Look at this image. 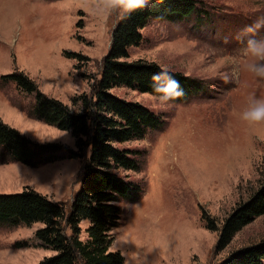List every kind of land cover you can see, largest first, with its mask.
<instances>
[{
	"label": "rangeland",
	"instance_id": "obj_1",
	"mask_svg": "<svg viewBox=\"0 0 264 264\" xmlns=\"http://www.w3.org/2000/svg\"><path fill=\"white\" fill-rule=\"evenodd\" d=\"M198 1L201 14L149 21L127 61L153 62L199 80L202 89L183 102L126 88L111 91L164 123L124 146L142 153L139 171L126 173L142 194L121 205L119 226L111 231L110 251H119L124 264H218L264 241V215L223 249L217 247L218 232L202 220L204 213L219 228L264 178V122L249 125L241 118L255 101H264V78L249 71L264 59L248 51L250 42L264 41V0ZM122 11L107 12L87 0H0V77L21 71L44 95L80 110L74 100L91 95ZM33 105V95L0 80V120L33 142L63 150L54 162L31 168L10 162L0 147V193L28 187L69 209L83 159L70 158V151L79 153L70 132L30 117ZM80 226L85 240L87 222ZM42 227L0 225V264H38L51 257V250L34 246Z\"/></svg>",
	"mask_w": 264,
	"mask_h": 264
},
{
	"label": "trees",
	"instance_id": "obj_2",
	"mask_svg": "<svg viewBox=\"0 0 264 264\" xmlns=\"http://www.w3.org/2000/svg\"><path fill=\"white\" fill-rule=\"evenodd\" d=\"M201 11L198 0H147L140 9L122 11L111 33L109 49L91 95L74 100L80 103L78 111L44 95L21 71L0 77L1 82H11L21 92L33 95L30 117L70 132L79 152L70 151V158L83 159L79 190L69 209L28 187L17 193H0V225L13 228L43 224L34 233L37 241L34 246L54 254L38 264H124L119 251H110L114 240L111 231L119 226L123 213L121 205L135 203L142 194L139 184L126 175L139 171L142 153L124 146L142 139L148 131L160 130L164 123L147 107L119 98L111 91L126 88L153 95L157 83L171 74L179 81L183 95L170 102L186 101L199 92L202 89L199 80L162 69L153 62H129L127 59L128 50L142 43L141 31L152 19L178 22L201 14ZM154 75L159 76V81L153 80ZM154 95L162 97L158 92ZM0 147L10 162L31 168L54 162L63 150L58 144L33 142L1 120ZM262 215L264 178L259 188L239 203L219 228L206 219L204 213L202 220L208 230L218 232L217 247L223 249L236 233ZM82 222H87L85 240L80 238ZM22 246L16 245L17 248ZM218 264H264V241L242 247Z\"/></svg>",
	"mask_w": 264,
	"mask_h": 264
},
{
	"label": "clouds",
	"instance_id": "obj_3",
	"mask_svg": "<svg viewBox=\"0 0 264 264\" xmlns=\"http://www.w3.org/2000/svg\"><path fill=\"white\" fill-rule=\"evenodd\" d=\"M146 3L147 0H87V5L103 8L107 12H111L115 9L132 12L144 7ZM248 51L256 59H264V41L254 44L250 42ZM249 71L253 72L257 77L264 78V65H256L253 63ZM153 80L159 81V76L154 75ZM157 92L169 101H175L183 95V90L180 88L179 81L171 74H168L164 81L157 83L153 93L155 94ZM241 118L249 125H256L264 122V101H255L242 113Z\"/></svg>",
	"mask_w": 264,
	"mask_h": 264
},
{
	"label": "water",
	"instance_id": "obj_4",
	"mask_svg": "<svg viewBox=\"0 0 264 264\" xmlns=\"http://www.w3.org/2000/svg\"><path fill=\"white\" fill-rule=\"evenodd\" d=\"M80 181H81V177H80V179H79Z\"/></svg>",
	"mask_w": 264,
	"mask_h": 264
}]
</instances>
